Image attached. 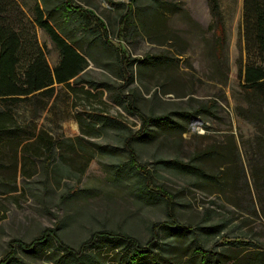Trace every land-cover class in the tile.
<instances>
[{"label":"rangeland","instance_id":"obj_1","mask_svg":"<svg viewBox=\"0 0 264 264\" xmlns=\"http://www.w3.org/2000/svg\"><path fill=\"white\" fill-rule=\"evenodd\" d=\"M64 1L0 2V23L10 24L23 41L20 72L38 50L49 69L60 61L58 50L33 23L36 5L53 11L58 29L74 40L86 60L81 76L69 86L55 85L51 98L9 105L24 127L34 126L42 139L52 140L55 160L48 169L43 166L47 155L41 144V161L28 163L29 175L14 179L11 150L0 146V261L13 250L25 264H55L61 252L52 237L29 251L20 246L29 245L45 229L56 230L63 244L76 249L100 231L130 235L143 244L154 224L170 221L164 203L152 195H138L137 181L129 174L124 143L142 123L123 101L127 95L142 114L171 122L151 125L148 138L130 145L137 165L150 177L152 191L165 193L172 203V219L178 226L197 230L225 221L219 235L195 232L212 253L229 241L238 251L245 248L243 242L264 248V221L246 213L253 198L249 181L248 188L242 181L228 193L234 201L230 204L194 177L158 163L188 162L212 145L226 155L230 137L239 149L254 137L252 125L237 116V109L245 107L239 73L247 60L258 62L254 51L248 56L244 49L243 0H217L215 18L208 0H163L180 9L169 13H156L149 0H141L123 24L128 0H67L98 18L107 36L90 16H63L58 6ZM121 55L127 65H122ZM152 56L158 61L144 64ZM198 110L202 113L192 119ZM102 115L116 120L115 126L104 124ZM195 121L202 125L195 126ZM217 157L211 170L226 167L227 159ZM158 237V246L176 244L165 228ZM114 255L101 249L97 259L117 264Z\"/></svg>","mask_w":264,"mask_h":264},{"label":"trees","instance_id":"obj_2","mask_svg":"<svg viewBox=\"0 0 264 264\" xmlns=\"http://www.w3.org/2000/svg\"><path fill=\"white\" fill-rule=\"evenodd\" d=\"M6 0H0L5 2ZM141 0H132L126 6V13L123 15L121 24L128 23L133 15V7ZM157 13L176 12L180 10L176 5L163 0H149ZM138 6V5H137ZM208 6L212 17H217L219 7L217 0H208ZM243 15L241 35L244 42V49L248 56L254 51L258 62H250L243 67L239 73L242 80V92L244 93L245 107L237 109V116L252 125L255 135L251 140L243 141L241 149L236 145L235 138L229 140L230 151L218 154L212 145L202 149L195 155V158L188 162L178 160H159L158 163L166 169H173L181 174L194 177L202 184L212 189V194L223 195L228 201L234 204L228 193L234 192L235 186L242 182L250 184L253 198L250 199L246 213L264 221V0H243ZM138 8V7H137ZM58 9L65 16L67 13H78L90 16L104 28L105 36L107 30L98 18L92 13L80 7H73L67 0L62 2ZM33 23L41 28L60 54L59 63L49 69L45 56L38 50L25 65L23 72L18 70L23 41L16 29L10 24L0 23V146L9 147L13 156L14 179L18 174L22 177L29 175L28 163L34 164L41 161L42 154L40 145H43L44 155L43 166L48 169L55 160L53 151L55 145L52 140L42 139L41 133H36V128L22 124L18 114L9 109L11 103L25 102L39 96L51 98L55 85L69 86L70 81H76L86 69V60L79 53L78 46L64 31L58 29L56 20L53 18V11L40 9L38 5L33 10ZM140 12L137 11V14ZM158 15V14H157ZM121 18V19H122ZM217 43L215 44V46ZM126 57L121 55L122 65H127ZM156 57H149L144 64H154ZM238 77V78H239ZM127 101L128 109L132 114L141 117L142 126L140 130L127 137L124 143L125 151L129 152L128 165L131 166L129 174L137 181L136 190L138 195H152L164 203L167 216L170 221L154 224L149 232V239L141 244L136 238L126 234L113 231H100L90 235L88 240L78 248H70L59 240L54 229H45L43 233L32 240L29 245H20L24 250H31L36 245L46 243L48 237H52L59 243L61 255L55 264H101L97 254L101 249L116 255L117 264H264V248L262 246L252 247L251 244L242 243L243 251L231 249L234 241L224 242L221 251L212 253L203 248L201 239L196 238L195 232H201L205 236H215L222 233L226 227L225 221H219L209 226H200L195 229L182 228L172 219L171 207L167 195L161 191H152L150 177L142 166L137 165V156L131 148L130 143L135 140L148 138L151 125H170V121L164 117H148L134 105V99L127 95L123 97ZM202 111L193 114L192 119ZM101 121L108 126H115L116 120L105 115L100 117ZM217 155L227 159L225 168L219 167L211 170V164ZM47 161V162H46ZM82 174L84 172H81ZM16 188V187H15ZM14 189V188H13ZM212 215L207 220H211ZM165 228L169 231L170 237L176 238V244L158 246V231ZM194 238L190 240V237ZM124 246V247H122ZM251 247V248H249ZM119 249V250H118ZM117 250V251H116ZM93 253V252H95ZM238 251V252H236ZM114 255V256H115ZM113 261V260H112ZM115 262V261H114ZM0 264H25L15 256V252H8Z\"/></svg>","mask_w":264,"mask_h":264},{"label":"built area","instance_id":"obj_3","mask_svg":"<svg viewBox=\"0 0 264 264\" xmlns=\"http://www.w3.org/2000/svg\"><path fill=\"white\" fill-rule=\"evenodd\" d=\"M194 125L195 126H201L202 124L200 122H198V121H195V124Z\"/></svg>","mask_w":264,"mask_h":264},{"label":"water","instance_id":"obj_4","mask_svg":"<svg viewBox=\"0 0 264 264\" xmlns=\"http://www.w3.org/2000/svg\"><path fill=\"white\" fill-rule=\"evenodd\" d=\"M132 0H128V3H130Z\"/></svg>","mask_w":264,"mask_h":264}]
</instances>
